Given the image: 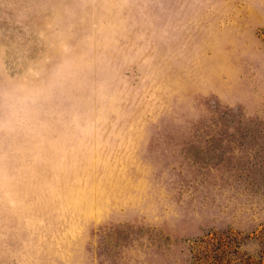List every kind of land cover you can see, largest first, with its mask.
Here are the masks:
<instances>
[{"label":"rangeland","instance_id":"1","mask_svg":"<svg viewBox=\"0 0 264 264\" xmlns=\"http://www.w3.org/2000/svg\"><path fill=\"white\" fill-rule=\"evenodd\" d=\"M263 245L264 0H0V264Z\"/></svg>","mask_w":264,"mask_h":264},{"label":"trees","instance_id":"2","mask_svg":"<svg viewBox=\"0 0 264 264\" xmlns=\"http://www.w3.org/2000/svg\"><path fill=\"white\" fill-rule=\"evenodd\" d=\"M204 242L206 244L209 243V241H204ZM223 244L225 243H222L220 247L219 246L217 247V249L215 248V250H218L216 251L217 254L224 253L226 248H224L225 246H223ZM257 264H264V245L262 246V249L260 250L259 260L257 261Z\"/></svg>","mask_w":264,"mask_h":264}]
</instances>
